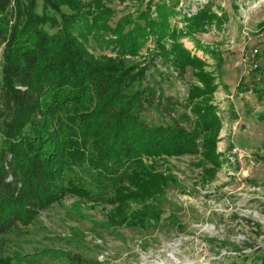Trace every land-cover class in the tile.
I'll list each match as a JSON object with an SVG mask.
<instances>
[{
	"label": "trees",
	"instance_id": "obj_1",
	"mask_svg": "<svg viewBox=\"0 0 264 264\" xmlns=\"http://www.w3.org/2000/svg\"><path fill=\"white\" fill-rule=\"evenodd\" d=\"M176 5L151 0L145 25L125 29L107 24L90 0H0V237L67 194L120 208L141 202L129 222L143 226L157 215L149 199L172 179L156 166L161 155L201 153L219 165L216 84L171 25ZM211 5L186 18L184 33L221 24ZM149 35V61L128 64ZM158 59L180 75L198 68L202 85L188 87L183 101L164 94L144 81ZM147 107L167 122L147 121ZM0 264L17 263L0 248Z\"/></svg>",
	"mask_w": 264,
	"mask_h": 264
},
{
	"label": "rangeland",
	"instance_id": "obj_2",
	"mask_svg": "<svg viewBox=\"0 0 264 264\" xmlns=\"http://www.w3.org/2000/svg\"><path fill=\"white\" fill-rule=\"evenodd\" d=\"M90 1L107 24L122 22L125 29L145 25L141 14L151 2ZM176 1L171 25L183 32L179 37L183 46L205 59L201 70L216 84L211 100L220 121L214 142L219 165L213 167L201 153L161 155L156 166L172 179L163 193L149 199L157 215L147 216L143 226L129 222L131 213L144 210L141 202L129 201L120 208L64 195L29 224H18L0 237L1 250L17 264L260 263L264 250V0ZM207 2L221 24L211 23L204 32L184 33L186 18ZM144 42L136 55L125 56L128 64L149 61V54L156 51L155 40L149 35ZM249 47L258 49L254 68L242 56ZM101 48L96 52H103ZM198 70L187 66L180 75L158 59L144 81L183 101L188 87L202 85ZM143 113L150 123L167 122L154 107ZM235 246L240 249L234 250Z\"/></svg>",
	"mask_w": 264,
	"mask_h": 264
},
{
	"label": "built area",
	"instance_id": "obj_3",
	"mask_svg": "<svg viewBox=\"0 0 264 264\" xmlns=\"http://www.w3.org/2000/svg\"><path fill=\"white\" fill-rule=\"evenodd\" d=\"M258 55V49L256 47H249V49L245 50L244 53H242L243 59L245 61H248L251 66L257 67V57ZM248 92H251V90H248Z\"/></svg>",
	"mask_w": 264,
	"mask_h": 264
}]
</instances>
